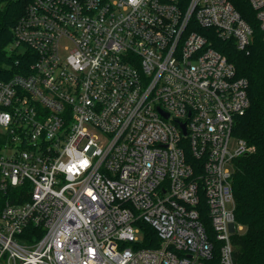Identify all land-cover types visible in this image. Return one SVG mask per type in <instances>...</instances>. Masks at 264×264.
I'll list each match as a JSON object with an SVG mask.
<instances>
[{
  "label": "built area",
  "instance_id": "2783aa9c",
  "mask_svg": "<svg viewBox=\"0 0 264 264\" xmlns=\"http://www.w3.org/2000/svg\"><path fill=\"white\" fill-rule=\"evenodd\" d=\"M235 1L26 3L0 78V264H234L250 101L212 40L249 47Z\"/></svg>",
  "mask_w": 264,
  "mask_h": 264
},
{
  "label": "trees",
  "instance_id": "16d2710c",
  "mask_svg": "<svg viewBox=\"0 0 264 264\" xmlns=\"http://www.w3.org/2000/svg\"><path fill=\"white\" fill-rule=\"evenodd\" d=\"M29 0L0 3V78L18 73L14 53L8 54L7 45L12 41L10 28L22 15ZM235 7L254 29L249 47L239 50L233 41L213 39L214 49L225 55L236 69L237 76L248 83L249 108L234 124L233 135L251 148L247 154L232 162L231 186L234 199V216L242 226L232 235L234 264H264V40L257 27L255 12L248 0H236ZM19 58H24L19 56ZM25 60L21 61L24 64ZM8 72V73H7ZM144 235L150 243L144 247L157 246L155 233L147 225ZM218 252H214L209 264H217Z\"/></svg>",
  "mask_w": 264,
  "mask_h": 264
},
{
  "label": "clouds",
  "instance_id": "9594fccd",
  "mask_svg": "<svg viewBox=\"0 0 264 264\" xmlns=\"http://www.w3.org/2000/svg\"><path fill=\"white\" fill-rule=\"evenodd\" d=\"M131 2H132V3H137V2H138V0H131Z\"/></svg>",
  "mask_w": 264,
  "mask_h": 264
}]
</instances>
